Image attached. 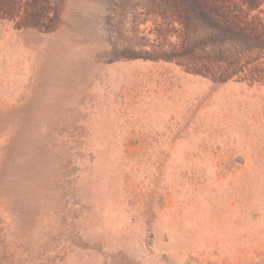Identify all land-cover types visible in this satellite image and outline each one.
<instances>
[{
  "label": "rangeland",
  "instance_id": "374dc122",
  "mask_svg": "<svg viewBox=\"0 0 264 264\" xmlns=\"http://www.w3.org/2000/svg\"><path fill=\"white\" fill-rule=\"evenodd\" d=\"M0 264H264V0H0Z\"/></svg>",
  "mask_w": 264,
  "mask_h": 264
}]
</instances>
